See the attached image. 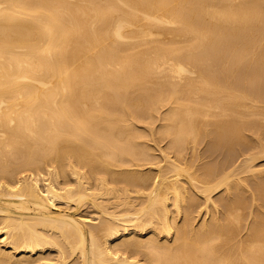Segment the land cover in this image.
<instances>
[{"label":"bare ground","instance_id":"6f19581e","mask_svg":"<svg viewBox=\"0 0 264 264\" xmlns=\"http://www.w3.org/2000/svg\"><path fill=\"white\" fill-rule=\"evenodd\" d=\"M0 264H264V0H0Z\"/></svg>","mask_w":264,"mask_h":264}]
</instances>
